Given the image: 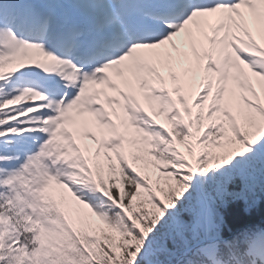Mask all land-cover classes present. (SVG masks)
Wrapping results in <instances>:
<instances>
[{"label": "snow or ice", "instance_id": "snow-or-ice-1", "mask_svg": "<svg viewBox=\"0 0 264 264\" xmlns=\"http://www.w3.org/2000/svg\"><path fill=\"white\" fill-rule=\"evenodd\" d=\"M237 177L264 181V0H0V264H264V230L221 251Z\"/></svg>", "mask_w": 264, "mask_h": 264}, {"label": "trees", "instance_id": "trees-1", "mask_svg": "<svg viewBox=\"0 0 264 264\" xmlns=\"http://www.w3.org/2000/svg\"><path fill=\"white\" fill-rule=\"evenodd\" d=\"M259 194L258 199H256L254 193L249 194L251 201H253L249 208L239 200L229 203L226 207H222V209H220L222 203L219 201V204L211 200L208 201L213 213L214 222L219 225L218 231L221 238H229V243H231L241 237L246 231L257 227H264V191ZM183 220L191 224L193 217L185 213ZM233 229H235V232L229 233ZM168 247L172 249L177 257L181 255V249L176 248L171 240L168 241ZM221 251L226 253L228 249L225 245L221 244ZM194 255L193 253L192 256L185 258L191 259Z\"/></svg>", "mask_w": 264, "mask_h": 264}, {"label": "rangeland", "instance_id": "rangeland-1", "mask_svg": "<svg viewBox=\"0 0 264 264\" xmlns=\"http://www.w3.org/2000/svg\"><path fill=\"white\" fill-rule=\"evenodd\" d=\"M264 191V181L257 182L254 186L250 188L245 187V182L240 178H235L232 182L227 185L226 194L218 195L214 188H209V196L211 197L209 201L222 203V207H226L229 203L233 201H241L248 208L251 206L253 201H251L249 194L254 193L256 199L260 196V192ZM219 201V202H218ZM257 201V200H256ZM218 206V205H217ZM182 256L181 258H183Z\"/></svg>", "mask_w": 264, "mask_h": 264}, {"label": "water", "instance_id": "water-1", "mask_svg": "<svg viewBox=\"0 0 264 264\" xmlns=\"http://www.w3.org/2000/svg\"><path fill=\"white\" fill-rule=\"evenodd\" d=\"M232 232H235V229H233L231 232H229V233H232Z\"/></svg>", "mask_w": 264, "mask_h": 264}]
</instances>
